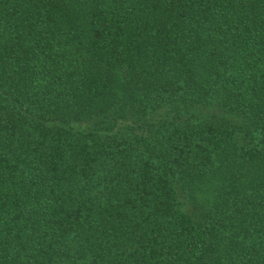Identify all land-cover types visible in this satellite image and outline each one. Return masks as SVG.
Wrapping results in <instances>:
<instances>
[{"label": "trees", "instance_id": "trees-1", "mask_svg": "<svg viewBox=\"0 0 264 264\" xmlns=\"http://www.w3.org/2000/svg\"><path fill=\"white\" fill-rule=\"evenodd\" d=\"M0 264H264V0H0Z\"/></svg>", "mask_w": 264, "mask_h": 264}]
</instances>
